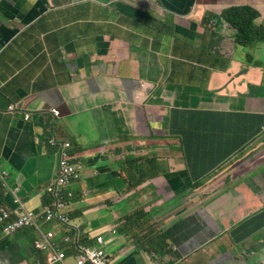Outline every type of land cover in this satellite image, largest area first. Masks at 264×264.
<instances>
[{
    "label": "crops",
    "instance_id": "obj_1",
    "mask_svg": "<svg viewBox=\"0 0 264 264\" xmlns=\"http://www.w3.org/2000/svg\"><path fill=\"white\" fill-rule=\"evenodd\" d=\"M244 4L264 16V0H0V168L9 170L11 188L21 189L29 208L40 211L51 200L47 189L58 174L61 145L71 143L73 157L86 165L80 184L71 188L77 198L70 224L43 225L66 260L51 263L35 249L34 231L7 238L0 230V264H76L74 243L95 246L100 235L108 241L110 264L234 263V252L214 263L201 260L209 242L201 239L200 218L195 224L180 213L188 204L200 205L205 189H192L195 171L177 148L194 145L201 155L222 158L231 153L226 145L240 139L235 134L250 133L254 122L244 116H264V96L254 95L264 91V49L251 51L258 65L247 63L248 50L221 16ZM209 15L214 17L206 24ZM202 82H212L216 102L222 95L226 101L206 106L198 99ZM10 104L33 114L32 121L8 113ZM55 108L61 117L53 115ZM238 164L255 169L246 174L235 166L197 176L211 182L206 189L219 188L199 211L210 227L224 228L218 216L232 222L235 207L242 212L234 213L237 230L259 225L251 221L264 210V142ZM152 194L158 197L150 210ZM6 199L11 203V195ZM141 207L152 220L130 230L128 219ZM154 223L167 231L168 245L149 251L145 243L147 252L138 242H147L142 237ZM123 225L127 234L119 232ZM257 243V252L240 253L236 263L260 264L264 240Z\"/></svg>",
    "mask_w": 264,
    "mask_h": 264
},
{
    "label": "clouds",
    "instance_id": "obj_2",
    "mask_svg": "<svg viewBox=\"0 0 264 264\" xmlns=\"http://www.w3.org/2000/svg\"><path fill=\"white\" fill-rule=\"evenodd\" d=\"M244 5H250V4H244ZM235 6H243V5H235ZM250 6H253V5H250ZM253 7L258 10V8L256 6H253ZM261 18H262V15L257 21L258 24H260L262 22ZM258 47L264 49V43L259 44L256 48H258ZM252 50H254V49H251L250 51H252ZM10 107H12V109H10ZM55 109H57V108H55ZM7 112L12 114V115L23 114V116H20V117L23 118L26 122H30L33 119V114L24 112L23 108H21L18 104H10L7 107ZM52 113H53V109H52ZM53 115L55 117H57V118L61 117V111H60V115L59 116H56L54 113H53ZM260 133H262V135H260V136L264 137V125H262V127L260 128ZM258 137H256L255 139H257ZM192 140H190V143H193ZM260 142H264V138L261 141H258V142L256 141L257 145ZM53 143L55 144V142H53ZM184 143H185V141H184ZM257 145H255L256 148H257ZM55 147H56V145H55ZM72 149H73V145L71 143H64L63 145H61V149L59 150V154H58L59 155V159H58V174H57V177L54 179V182L52 183V185L47 189V194L51 198V200L48 202V204L45 205L44 209H42L40 211L36 210L38 208H29L27 201H25L21 197V189L19 187L17 189L11 188L10 183H9V177H10L9 170H4V169L0 168V171H6L8 173L7 179L4 182L0 179V216L3 214L2 210H5L7 212H11L12 220H18L21 217L25 216L26 214H33V216H35L36 218L39 219L38 223H37V226H24V227H21V228L15 230V231L11 232L10 234H7L5 232L7 223L0 222V230L2 231L1 232L2 235L7 237V238H9V237L14 236L16 233L21 232V231H25V230H31V231L36 232L37 235L39 236V238L35 240L34 247L38 251L47 253L51 263H57V262H62L63 263L66 260V258H67L66 251L61 249L60 245L53 244V246H55V248H56V252H59V253L63 252L65 254V258L62 261L54 262L53 260H51V256H52V253H53L52 251H50L49 249H47V250L38 249L36 247V245H37V242H41L43 240V237L46 240L48 239L49 241L54 240V236H55L54 232H52V231L44 232L43 231V225L44 224L51 223V222H57V223H60L62 225L67 226L71 222V218H70L71 203H72V201H75V199L77 198V192L71 190V188L73 186L77 185V184H80V182H81V180H82V178H83V176L85 175V172H86L85 163H83V162H81L78 159L73 157V155L71 154V150ZM180 149L183 152V159L188 162L190 167H191V162H193L195 159H199L200 163L201 164L203 163V155H201V156L197 155V151H199V150L197 148H195L194 145L193 146H187V147L185 146L184 148L180 147ZM253 153H254V149L252 151H250V150L246 151L244 153V155H242V160L243 159H248ZM235 154H234V156L230 155V156L225 157L224 159H222V161L216 167H214V168H212V169H210V170H208L206 172H210L212 170H216L218 166H225V170L226 169L228 170V169H231L232 167H235L237 164H235L234 161L237 160V158H238V156H235ZM155 160L156 159L150 160L149 162H154ZM240 160H241V158L238 161H236V162L238 163ZM63 161H66L69 164V166L72 167L75 170L74 175L70 178L69 182L66 183V184L61 183V179L63 178V170H62V162ZM203 170H204V168L201 166L198 170H196V172L199 174V176H202L201 174H203V173L205 174V171L203 172ZM202 178L203 177H200L199 180H201ZM223 180H224V178H223ZM228 180L229 181L230 180L233 181L234 179H231L229 177ZM225 181L226 180H224V182ZM208 182L209 181L206 182L207 186H209ZM225 186L227 187V182H226ZM9 195H11V203L8 202L7 199H6V197L9 196ZM220 195H222V194H217L216 196L212 197V200L216 199ZM58 204H61V205L64 204L65 207L64 208L58 207ZM10 205L12 207H10ZM193 205L194 204H192V206ZM204 205L208 206V203L205 202ZM41 206H42V204H41ZM195 207H199L198 211L196 213H192L193 215L190 214V220H191L192 223H193V220H194V223L196 224L197 219L200 218V228H201L200 229V235H201V239H202V241H204V238L207 237L206 241L209 242V240H211V239L208 236H206L205 233L203 234L204 230L202 231L203 228H202V224H201V222L204 219L208 220V218L204 217V214H199V211H202V206L200 207L199 204H197V205L195 204ZM183 210L184 211L180 213L181 215H183V213L186 211V206H184ZM137 212H139V211L137 210ZM61 213L65 214L68 217V222H63L59 218ZM50 214H52V218L50 220H47V217ZM208 222H209V220H208ZM77 228L79 230V227H77ZM205 229H206V227H205ZM218 229L219 228H217L215 226L210 227V223H209V231L211 233V238L216 236V230H218ZM263 230H264V227L256 230L255 232H253L251 234L248 233L247 235H245V237H243V235H240L241 234V230L238 229L237 232L234 233V236L236 238L235 241L238 240L239 245H241L243 243V241H245V239H253L254 235H256L257 233L260 234ZM48 234H52V237H48ZM250 235H251V237H249ZM100 236L103 237V239H104L103 243H99V241H98V238ZM100 236H98L96 238V240H95L96 245L95 246H83L79 242H75L74 243L75 247L77 248V250L79 252V254L76 256V264H77V258L80 255V249L84 248V247H91V248H93V247H98V248L101 247V248H103V250L105 252V257L107 259V262H108V264H110L111 254L107 250V247H106L108 245V241L105 240L104 235H100ZM242 239H243V241L240 242ZM257 242L258 241H256L255 244ZM258 246H260V245H258ZM261 246H262V251H261L260 264H264V244H261Z\"/></svg>",
    "mask_w": 264,
    "mask_h": 264
},
{
    "label": "trees",
    "instance_id": "obj_3",
    "mask_svg": "<svg viewBox=\"0 0 264 264\" xmlns=\"http://www.w3.org/2000/svg\"><path fill=\"white\" fill-rule=\"evenodd\" d=\"M222 18L225 20V22L233 27L236 30L237 36H236V43L238 45L246 48L248 50L247 59L246 62L250 65H258L254 62V56L251 49H255L259 44L264 43V16L262 15V22L258 24V19L261 17L260 12L250 5H243V6H231L228 8H225L221 14ZM213 15L208 16V20L205 22H211V19H213ZM247 121H253L252 127L250 128V133L248 132H241L239 131L240 135L238 136L240 139H234V142L227 144L226 147H230L231 153H229L227 156L232 155L234 152H236L235 156H238L237 160L234 161L235 164H237L236 161H238L240 158L242 160V155L248 150L252 151L256 148L255 145H257L256 136L260 133V128L262 125H264V116H258V115H247L244 116ZM258 124V126H256ZM219 126V124H218ZM220 127V126H219ZM242 141V142H241ZM255 144V145H254ZM238 150V151H237ZM223 151L224 148H223ZM197 155L201 156V152L197 151ZM209 154H203V163H200L199 159H195L193 162H191V168L193 167L194 171L198 170L201 166L204 168L203 172L208 171L214 167H216L222 159H224L225 155H223L222 158L214 157L210 158L208 157ZM213 157L214 155H209ZM217 156V155H216ZM233 157V156H232ZM231 157V158H232ZM230 158V159H231ZM139 212H136L133 215H130L128 222L130 230H134L136 227L139 228L141 223L138 224L139 221L144 219L145 213L143 212L142 215L138 214ZM138 217L135 218V216ZM147 223V222H144ZM251 223L259 224L256 227H248L246 230H243L242 228H239L242 232H247L249 234L255 232L256 230L264 227V210L260 211L256 217H254L253 221ZM129 231V228L127 225H123L119 228V232L127 234ZM141 233H144V230H140ZM248 237V236H247ZM251 237V235L249 236ZM138 238V236H136ZM144 240L148 239L147 242L139 241L138 243L140 247L146 249L147 252L156 250L157 247H160L162 249H165L167 247V240H168V234L167 231L164 229H157L156 231H153V229L149 230L146 235L142 237ZM140 239V238H138ZM243 239L240 241L242 242ZM145 243L151 246V249L148 251V249L145 247Z\"/></svg>",
    "mask_w": 264,
    "mask_h": 264
},
{
    "label": "rangeland",
    "instance_id": "obj_4",
    "mask_svg": "<svg viewBox=\"0 0 264 264\" xmlns=\"http://www.w3.org/2000/svg\"><path fill=\"white\" fill-rule=\"evenodd\" d=\"M204 5H200L198 7L199 10H204ZM264 56V50L262 51L261 53V57ZM256 65V64H255ZM259 77V72L255 73L253 75V78L255 79H258ZM239 82V81H238ZM218 86H215L217 88V91L220 90V86H221V83L220 82H217ZM250 85H253L251 82H249ZM239 85H241V83H239ZM256 88L258 87V85H255ZM213 88V85H212V82H202V86L199 88V94L200 96L198 97V99L203 102L206 106H213V107H216L218 108L219 104L222 103V102H225L226 101V96L225 95H222L221 99L216 102L214 99H215V91L212 90ZM242 89H245L246 91L245 92H251V89L248 87V86H243L241 87ZM253 92V91H252ZM254 95H262L264 96V91L261 89L259 92H257L256 90L254 91ZM264 98V97H263ZM258 101H255L254 100V103L257 104ZM173 139H171L172 141ZM117 144V143H115ZM117 146V145H116ZM177 149H180L179 147ZM182 151V150H181ZM178 164H180V160H178ZM218 170H225V166H218L217 167ZM236 169L238 170V172L240 173H246V174H249L250 172L254 171L255 169V165H250V166H246L244 167V165L242 164H238L236 165ZM144 170V168L142 167L141 168V171ZM133 172H135L136 175L139 174V172L133 170ZM199 176V174H197V172L195 171L193 174H191L190 176V182L192 184V189H197V188H202V189H205L204 193L202 194V197H201V204H200V207L202 206V210H205L207 209L208 207L204 205L205 202L209 203L208 200L209 198L211 197V193H214L215 191H218L219 188H214V189H211V188H207V183L205 181H203L202 179L199 180L200 177H197ZM142 178L144 179V174L142 175ZM220 179V178H219ZM217 179V180H219ZM216 180V181H217ZM255 180H258L257 178ZM259 182V180H258ZM229 183L233 184V181H229ZM222 186H224L226 183L225 182H222L221 183ZM208 185H211V182L208 184ZM249 186V185H248ZM149 192L153 193L151 191V189H149ZM253 192L247 187V200L248 201H251L253 199ZM158 196H155V195H151L149 197V209L152 210L155 208V203L157 202L156 201V198ZM183 198H185L184 200V204H187L188 201H187V197L186 195L183 196ZM144 207H141L138 209L139 213L138 214H141L143 213ZM198 208L199 207H195L194 209L192 208V203L191 204H188L186 205V213L185 215H190L192 213H196L198 211ZM123 212V211H121ZM234 213L236 214H239L241 215L242 212L240 210L239 207H235L233 208V221L232 222H227L226 219H228V217L226 219H223V218H220L218 216V221L223 224V229H218L216 230V236L213 237V239L209 240V244L206 245L204 248L201 249V252L204 254V257L201 259L202 261H210L211 263H214L216 262L217 258L222 256L224 252H234L235 253V256L233 258V261L234 263L233 264H237L236 261H235V258L237 257V255H242L244 253H247L248 255L254 253V252H257L260 248L259 243H256V241H260V240H264V230L258 235L256 236L255 238L253 239H245V241H243V243L241 245H235V236H234V233L237 232V226H238V222L235 220V215ZM138 214L137 216H135V218L138 217ZM203 214V213H202ZM178 213H172L170 212L169 216L171 217H175L177 216ZM150 217H152L150 215V213H146L144 215V219L142 220L143 222H148L149 220H152L150 219ZM193 219V218H192ZM153 221L154 218H153ZM202 224V231L204 230L203 234L205 233L206 236H211V233L209 231V222L208 220H203L201 222ZM157 223H154V224H151L150 227H154L152 228L153 231H156L159 226L157 225ZM169 226V225H168ZM206 227V229H205ZM243 237H245V235H243ZM208 241H206L205 243H207ZM205 243H203L202 245H204ZM213 254V255H212ZM200 255V253H199ZM239 262H242L241 259L238 260ZM244 264V262L242 263Z\"/></svg>",
    "mask_w": 264,
    "mask_h": 264
},
{
    "label": "built area",
    "instance_id": "obj_5",
    "mask_svg": "<svg viewBox=\"0 0 264 264\" xmlns=\"http://www.w3.org/2000/svg\"><path fill=\"white\" fill-rule=\"evenodd\" d=\"M12 109V107H10ZM53 113L56 116L60 115V111L58 109H53ZM29 118V117H28ZM62 170H63V178L61 179V183L66 184L69 182L70 178L74 175L75 170L69 166L66 161L62 162ZM8 173L6 171H0V179L4 182L7 179ZM58 207L64 208V204H58ZM3 214L0 216V222L7 223L5 232L10 234L11 232L24 227V226H37L38 218L33 216V214H26L18 220H12L11 212H7L2 210ZM52 218V214L47 217V220ZM59 218L63 222H68V217L61 213ZM48 237H52V234H48ZM99 243H103V237L98 238ZM36 247L41 250L49 249L52 251L51 260L54 262L62 261L65 258V254L63 252H56L55 246L51 244V241L46 240L43 237L41 242H37ZM79 248V247H78ZM77 264H108L107 259L105 257V252L101 247H84L80 249V255L77 258Z\"/></svg>",
    "mask_w": 264,
    "mask_h": 264
}]
</instances>
